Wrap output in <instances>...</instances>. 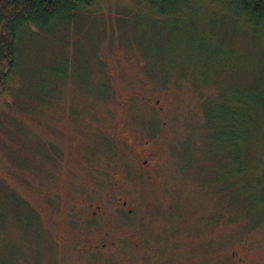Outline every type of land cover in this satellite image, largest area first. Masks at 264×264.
<instances>
[{
	"label": "rangeland",
	"instance_id": "1",
	"mask_svg": "<svg viewBox=\"0 0 264 264\" xmlns=\"http://www.w3.org/2000/svg\"><path fill=\"white\" fill-rule=\"evenodd\" d=\"M96 2L66 46L22 38L18 87L0 95V264H264L244 26L221 5L176 22Z\"/></svg>",
	"mask_w": 264,
	"mask_h": 264
},
{
	"label": "trees",
	"instance_id": "2",
	"mask_svg": "<svg viewBox=\"0 0 264 264\" xmlns=\"http://www.w3.org/2000/svg\"><path fill=\"white\" fill-rule=\"evenodd\" d=\"M204 4L215 8L221 5L226 8L233 18V24L236 26L242 24L248 33L249 49L257 51V53L249 54V57L253 54L258 57L256 62H254L255 55L252 60L255 71L253 73L251 69L249 71V94L245 96V108L249 116L244 119V124H249L247 128L250 135L248 136L252 141L247 142L249 147L252 149L260 145L264 151V0H133L134 8L139 6L144 8V12L147 10L151 13L150 17L164 21L172 19L176 22L182 19V13L185 11L192 10L193 7H203ZM133 6L132 9H134ZM99 7V2L96 0H0V95L7 93L10 95L13 88L18 87L19 82L15 78V72L19 68V60L22 57V38L45 36L48 31L51 34L59 31L60 34H57L64 39L57 43L66 46V43L70 44L67 37L77 15L82 12L89 14L94 10L98 12ZM150 17L146 15L144 18ZM93 57L95 58L94 54ZM61 75L63 79L66 77L65 72ZM53 92L54 86H51L37 92V97L34 99L47 101ZM232 113L236 115L235 110ZM235 123L236 120L230 123V130L231 125ZM234 134L232 145L240 154L238 132ZM234 159L237 164L240 163L238 157ZM253 163L255 165L248 166L250 176L259 181L264 191V160L262 165L255 160ZM235 168L237 179L248 178L240 166ZM28 212L26 210L25 214L31 218Z\"/></svg>",
	"mask_w": 264,
	"mask_h": 264
},
{
	"label": "flooded vegetation",
	"instance_id": "3",
	"mask_svg": "<svg viewBox=\"0 0 264 264\" xmlns=\"http://www.w3.org/2000/svg\"><path fill=\"white\" fill-rule=\"evenodd\" d=\"M122 133H123V135H119V139L125 141L126 136L129 135V134H128V132H127L126 130H123ZM141 153H144V154H145V157H144V159H143V163H142V165H143V166H144V165H147V164L149 163L148 160H147V158H148V154L145 153V149H142V150H141ZM31 213H32V212H31Z\"/></svg>",
	"mask_w": 264,
	"mask_h": 264
}]
</instances>
